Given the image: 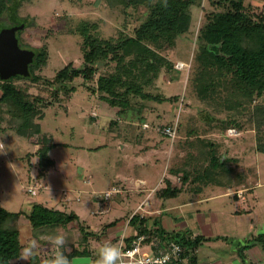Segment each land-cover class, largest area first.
Returning a JSON list of instances; mask_svg holds the SVG:
<instances>
[{"label":"rangeland","instance_id":"obj_1","mask_svg":"<svg viewBox=\"0 0 264 264\" xmlns=\"http://www.w3.org/2000/svg\"><path fill=\"white\" fill-rule=\"evenodd\" d=\"M245 1L253 4L257 11H264V0ZM215 8L216 5L210 0H196L191 8L193 20L190 31L178 38L174 48L162 51L175 65L186 61L191 65L190 68L187 69L186 66L179 70L174 66L172 71L165 68L159 77L144 88L145 92L160 99L130 93L127 98L131 105L125 108V115H120L117 111L119 108L111 106L102 97L98 84L101 74L115 70L113 60L98 63L99 69L93 76L85 78L80 75L69 82L74 88L60 92L59 98L50 95V82L47 81L54 79L57 71L70 62L74 66L84 64L83 36L79 29V23L83 20L92 23L93 27L96 25L93 28L96 35L116 39L121 32L126 35L134 34L135 28L147 17V7L134 6L125 12L122 7H108L103 2L98 6L95 0H22L18 14L28 18L31 24L18 36L26 46L47 47L49 56L47 62L36 69L38 78H16L14 81L27 86L30 93H44L48 96L50 100L43 107L45 116L41 125L57 143L50 152L56 165L44 177H40L37 152L39 145L17 133L6 108H1L0 140L3 147H0V203L11 211H22L19 227L24 245L30 240H36L32 236L31 223L27 217L35 202L73 210L79 215L80 220L70 222L66 228L70 234L65 230L69 234L70 245H75L79 243L81 236L77 223L85 224L84 226L89 224L95 233L103 235L105 225L116 221L114 225L121 223L122 232L126 231L127 236L132 234L134 228L128 220L135 211L144 212L145 205L138 206L148 192L145 203L151 206L154 201L155 209L169 208L162 210L159 215H146L154 221L158 219V225L163 224L169 231L187 234L195 229L202 231V221L211 220L213 226L221 227L223 232L230 228L228 233L242 236L236 241H233V237L230 238L228 243L232 253L225 252L226 244L220 243L217 248L204 244V248L198 250L202 256L220 257L225 261L224 264H264L253 256L244 258L240 254L243 245L253 239L254 233L264 232V152L257 148L256 124L250 115L243 114L239 117L243 125L241 130L237 129V135H230L228 129H222V123L206 122L202 117L206 110L224 119L229 118L230 112L217 110L213 105L202 101L194 88V58L201 47L200 29L206 20V12ZM125 88L119 86L116 90L124 91ZM141 116L146 118L145 123L149 125L147 128L140 120ZM177 121L179 126L174 138L160 130L162 126ZM194 130L197 132H192ZM198 135L219 142L217 152L230 158L229 165L234 173L231 187L195 179V166L200 160L192 161V166L189 167L191 176L184 184L178 175L170 174L169 169L181 165L190 150L201 156L203 150L199 148L200 145L191 146L190 142ZM124 145L131 151L134 150L133 154L143 152L146 164L141 160L125 157V152L130 150ZM204 157L203 155L201 158V164L197 165H208L209 159L204 161ZM132 171L148 180L145 192L136 191L134 184H124L118 186L123 192L114 193L111 199L107 200L98 193L94 197L99 201L93 199L95 193L92 192L114 187L119 183L117 181H120L121 174L130 172V175ZM169 176L174 184H182V191L175 197L165 199L160 196V189L166 187V177ZM157 183L161 184L158 188L155 186ZM30 187L36 189L35 194L29 192ZM139 187H143L141 182ZM67 190L71 191L68 196L72 201L65 207L61 198ZM225 190L233 196L247 197L248 200L245 203L237 202L230 196L207 200L210 194ZM80 194L82 200L77 201ZM235 206L246 210L232 216L230 210ZM93 210L104 212L95 214ZM66 233L60 228V234ZM257 244L263 249L260 243Z\"/></svg>","mask_w":264,"mask_h":264},{"label":"trees","instance_id":"obj_2","mask_svg":"<svg viewBox=\"0 0 264 264\" xmlns=\"http://www.w3.org/2000/svg\"><path fill=\"white\" fill-rule=\"evenodd\" d=\"M210 1L216 5V8L206 12V20L200 29L201 47L194 58V88L202 101L213 105L217 110L228 111L230 114L229 118L224 119L206 110L202 113V117L206 122L222 123L223 130L232 127L241 130L243 125L239 117L243 114L250 115L258 131L257 148L264 152V11H257L253 4L245 0ZM95 2L98 6L103 2L108 7H122L125 12H128L131 7L143 5L147 7L148 14L146 19L135 28L133 35L121 32L116 39L96 35L93 32L96 25L93 27L87 20L79 23L80 33L83 36L84 64L74 66L70 62L58 70L55 78L47 81L50 82L48 83L50 95L59 98L60 92L74 88L69 82L80 75L89 78L99 69L98 63L113 60L116 64L115 70L99 76V89L103 93L102 97L108 100L111 106L118 107L117 111L120 115H125V108L131 105L127 98L130 93L134 92L144 98L160 99L152 93L145 92L144 88L159 77L165 68L167 71H172L176 66L162 51L174 48L178 38L190 31L193 20L191 8L196 0H95ZM21 3L22 0H0V29L3 26L25 23V27L18 31L19 35L22 30L30 26L31 21L18 14ZM20 43L36 51L34 62L30 64L31 74L0 79V110L3 106L6 108L17 133L39 145L38 175L44 177L55 165V159L50 152L57 146L52 135L41 125V120L45 116L43 107L49 104L50 99L44 93H30L27 86L18 84L14 80L38 78L36 69L47 62L49 53L45 46H26L21 39ZM119 86L126 88L124 91L116 90ZM145 119L144 116L140 117L143 123ZM0 142L2 143L1 140ZM190 142L191 146L200 145L199 148L203 150L201 156H197L190 150L181 165L169 169L170 174L181 175V182L184 184L191 176L189 167L192 166V161L200 160L197 164H201V158L204 155V161L209 159V163L206 166L196 164L197 173L194 178L217 186L231 187L233 168L229 165L230 158L223 157L217 152L220 143L200 135ZM166 178L167 185L160 189V196L169 199L179 195L182 184H174L170 176ZM67 191L64 192V197L71 192ZM104 191L107 190L92 192V194L95 193L93 199L99 201L94 196ZM64 197L61 198V202L67 207L66 204H69L72 199L64 200ZM76 199L81 201L82 195ZM93 212L98 214L104 211L94 210ZM21 215L22 211H11L0 203V264H43L53 251L48 238L60 234V228H63L66 233L70 222L80 220L79 215L73 210L54 208L40 201L35 202L27 217L31 223L32 236L39 244V250L36 256L26 262L19 259L22 248L25 246L21 240L19 227ZM151 219L153 218L139 211L131 215L128 223L133 226L134 232L126 237L128 245L138 234L147 233L152 237L155 232H159L163 242L175 240L185 246V255L189 256L187 264H197L196 248L205 241L222 238L203 234L193 236L192 231L188 234L181 231L168 233L162 225H158L160 222L158 219L155 221L153 219L152 223ZM115 223L116 221H112L105 226L108 228ZM77 226L81 234L79 243L70 245L68 240L70 232L67 231L69 234H64L68 240L67 255L71 261L74 258L87 256L90 258L93 255L97 245L89 244V238L96 241L98 239V242L103 243L101 240L103 235L95 233L81 223H77ZM254 243H260L264 249V232L254 235L249 243L245 242L243 248H248ZM243 248L240 254L246 258Z\"/></svg>","mask_w":264,"mask_h":264},{"label":"built area","instance_id":"obj_3","mask_svg":"<svg viewBox=\"0 0 264 264\" xmlns=\"http://www.w3.org/2000/svg\"><path fill=\"white\" fill-rule=\"evenodd\" d=\"M189 62L184 61V63H176L177 69H182L186 66L187 69L191 65ZM186 64V65H185ZM144 126L147 128L149 125L144 123ZM178 128V121L174 125L162 126L160 130L172 138L175 137ZM239 131L236 128H229L228 134L237 135ZM178 178H181V175H178ZM47 187L46 185L42 184ZM29 192L32 194L36 193L34 187L29 188ZM115 192H122V189L119 187H113L110 190L104 191L100 196L105 199H111L112 194ZM64 200H69L68 196L63 198ZM80 199V198H78ZM126 231H123L119 235L109 236L106 238L103 243L95 246L94 253L90 256L89 261L86 263H76V264H95L97 258L98 249L105 243L111 242L112 244L117 245L122 252L125 254L123 257V264H187L189 261V256L186 254V248L181 243L171 240L169 242H163L159 232H155L152 237L147 233H141L134 238L130 245L126 243ZM72 264L73 259H72Z\"/></svg>","mask_w":264,"mask_h":264},{"label":"crops","instance_id":"obj_4","mask_svg":"<svg viewBox=\"0 0 264 264\" xmlns=\"http://www.w3.org/2000/svg\"><path fill=\"white\" fill-rule=\"evenodd\" d=\"M125 146V145H124ZM123 146V147H124ZM125 148L126 149H129L128 147H126L125 146ZM130 150V149H129ZM134 150H130L129 152H125V157H127V158H131V159H135L136 161H138V160H141V162H144L145 164H146V162L147 161H145V155L143 154V152H139V154L137 153V154H133L132 152H133ZM55 165H56V160H55ZM129 173L130 172H128V174H121L120 175V181H117V182H119V183H116V185H118V186H122V185H124V184H127L128 186L130 185H133L134 184V186H136V191H139V192H145L146 191V189H144V187L146 188V186H147V183H148V180L146 179V178H144V177H140V176H137L136 175V172L135 171H132V174H130L129 175ZM129 175V176H128ZM85 181V183H86V180H84ZM90 180H88L87 182L88 183H90L89 182ZM140 182L142 183V188L141 187H139L138 188V186L140 185ZM146 183V184H145ZM155 186H157V188L159 187V186H161V184L160 183H157V184H155ZM119 187V188H120ZM77 188H79V187H77ZM135 188V187H134ZM80 189V188H79ZM139 189H141V190H139ZM96 192V191H95ZM149 193L147 192L146 193V195H145V197L141 200L142 201V203L141 204H139V206L138 207H140L141 205H145V206H143V207H145L144 209V212L142 213V214H145L146 215V213H148L150 216L151 215H155V214H158L159 215V213H161L162 212V210H165V209H167V208H169V206H167V207H165V208H156L155 209V205H154V201L152 202V205L150 206L148 203H145L146 201H147V197L149 196L148 195ZM224 196H230V198L232 199V200H236L237 202H246L247 200H248V198L247 197H245V198H242V196H240V195H237V196H233L229 191H227V190H225V191H223V192H219V193H215V194H210L208 197H207V200L208 201H210L211 199L213 200V199H215L216 197H224ZM150 197H151V194H150ZM247 198V199H246ZM150 203V202H149ZM178 205H180V204H178ZM178 205H174V206H178ZM163 206H165V205H163ZM142 207V206H141ZM154 207V209H152ZM171 207V206H170ZM244 210H246V209H244V208H238L237 209V206H235V208H233L232 207V209L230 210V212H231V215L232 216H235L236 214H238L239 215V213L241 212V211H244ZM94 211V210H93ZM148 216V215H147ZM120 224L121 223H119V224H116V225H112V226H110V227H108V228H106V231H105V233L103 234V236H102V241H104L106 238H108L110 235L111 236H114V235H117V234H120L121 232H122V227H120ZM85 225V224H84ZM162 226H163V224H162ZM251 226H252V224H251ZM87 227H89L90 228V225L88 224L87 225ZM165 229H166V227L165 226H163ZM227 227V226H226ZM92 228V227H91ZM90 228V230H94L93 228L91 229ZM167 230V229H166ZM227 230L229 231L230 230V228H226V230H225V232H223L222 231V228L221 227H214L213 226V224H212V222H211V220H207V222L206 221H202V231L200 230V229H195V230H193L192 231V233H193V236H195V235H199V234H203V235H205V236H212V237H214V236H221L222 238H220V239H214V240H209V241H205L203 244H201L198 248H196V250H195V253H196V255H197V264H224V260L222 259V258H220V257H216V256H208L207 258L205 257V256H202L201 254H200V252L198 253V250H199V248H204V244H207V246H209L210 248H212L213 246L215 247V248H217V247H219V244L221 243V244H226V249H225V252L226 253H232V249H230V247H231V245L229 244L230 243V238H232L233 237V241L235 240H237L238 238H241L242 236L241 235H238L237 233H233L232 235L230 234V232L228 233L227 232ZM112 231V232H111ZM120 232V233H119ZM171 232H173V231H169L168 230V233H171ZM175 232V231H174ZM114 233V234H113ZM105 234H108V235H105ZM259 234V233H258ZM253 235H257L256 233H254ZM165 236H166V234H165ZM223 237H226V238H223ZM228 238V239H227ZM232 241V242H233ZM89 244H91L92 245V243H97L98 241H96V240H94L93 238H89ZM229 242V243H228ZM234 243V242H233ZM257 245H259V244H257V243H254V244H252V245H250L247 249H245V254H246V256H253L254 258H256L258 261H260V262H264V249H262L260 246H257ZM258 248V249H257ZM259 250V251H258ZM234 252H235V250H233ZM89 259V257L87 256V257H83V258H77V259ZM75 259V258H74ZM74 259H73V262H74ZM208 259V260H207ZM78 262L79 261H81V260H77ZM89 261V260H88ZM88 261H86V263L88 262ZM81 263H85V262H81Z\"/></svg>","mask_w":264,"mask_h":264},{"label":"water","instance_id":"obj_5","mask_svg":"<svg viewBox=\"0 0 264 264\" xmlns=\"http://www.w3.org/2000/svg\"><path fill=\"white\" fill-rule=\"evenodd\" d=\"M25 23L3 26L0 29V79H9L15 75L30 76V64L34 62L36 51L20 43L18 31ZM81 260V261H77ZM89 259H74L75 263Z\"/></svg>","mask_w":264,"mask_h":264},{"label":"clouds","instance_id":"obj_6","mask_svg":"<svg viewBox=\"0 0 264 264\" xmlns=\"http://www.w3.org/2000/svg\"><path fill=\"white\" fill-rule=\"evenodd\" d=\"M3 147V145H0ZM11 168V164L9 165ZM43 238V237H42ZM52 247V255L43 261V264H72L68 251V240L63 234H58L48 238ZM39 244L37 240H31L22 248L20 261L28 262L38 254ZM124 253L110 241L105 242L97 252L95 264H123Z\"/></svg>","mask_w":264,"mask_h":264}]
</instances>
